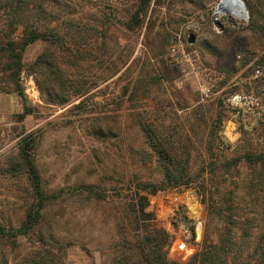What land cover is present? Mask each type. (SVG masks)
Here are the masks:
<instances>
[{
	"label": "rangeland",
	"instance_id": "1",
	"mask_svg": "<svg viewBox=\"0 0 264 264\" xmlns=\"http://www.w3.org/2000/svg\"><path fill=\"white\" fill-rule=\"evenodd\" d=\"M219 1L153 0L142 28L133 32L120 23L110 26L104 56V47L96 36L75 49L70 58L60 57L62 70L58 68L59 75H52V94L42 90L48 77L28 69L47 48L41 41L30 45L25 53L28 70L20 75L23 97L0 70V221L19 224L30 200L26 175L7 170L21 148L22 138L30 133L37 139L34 156L43 185L50 190H70L81 183L134 173L154 177L159 173L154 156L139 153L150 152L140 129L145 120L169 124L176 135L190 133L194 175L200 171L203 159L209 158L204 143L218 113L223 116L216 139L220 161L264 150V80L255 77V71L243 75L241 68L244 60H250L255 69L264 66V50L252 49L246 54L241 49L245 34L224 32L223 26L243 27L249 17L216 12ZM254 2L257 5V0ZM261 2L264 5V0ZM138 3L139 0H78L68 15L101 27V14L115 13L126 20L127 9H134ZM185 23L192 27L184 31L186 47L199 53L209 71H184L167 60L173 37ZM191 33L196 36L192 44L188 42ZM25 74L34 75L41 102H32L25 93ZM205 83L211 92L203 98L201 87ZM232 92L252 93L256 101L252 107H233L228 102ZM25 105L32 112L23 117ZM226 169L229 168L221 170ZM249 175V167L238 164L226 175L219 171L216 180H207L205 187L214 190V200L204 203L193 189L179 202L173 201L171 208L162 198H154L151 207L157 201L163 206L157 216L172 237L190 238L189 228L194 225L195 241L201 244L208 232L214 243L224 247L225 264H247L254 251L255 233L246 220L256 217L261 209L259 196L247 184ZM217 187L226 195L218 194ZM180 207L188 221L175 218L173 209ZM219 210L235 220L231 239H227ZM115 213L109 202L87 200L77 193L65 195L49 207L46 219L53 224L55 234L72 243L65 250L66 263H111L121 236L122 221ZM6 253L12 260L15 253L9 249Z\"/></svg>",
	"mask_w": 264,
	"mask_h": 264
},
{
	"label": "trees",
	"instance_id": "2",
	"mask_svg": "<svg viewBox=\"0 0 264 264\" xmlns=\"http://www.w3.org/2000/svg\"><path fill=\"white\" fill-rule=\"evenodd\" d=\"M152 1L139 0L134 9H127L126 20L120 19L115 13H103L100 15L102 26L98 27L93 25L92 21L69 17L68 14L78 5V0H0V70L3 78L8 77L15 90L23 97L20 75L27 69L25 53L30 45L41 41L47 44V48L36 57L28 69L39 70L48 77L42 90L44 93H54L52 75L57 74L58 68L61 69L63 61H60V57L70 58L75 49L89 43L96 36L98 42L101 40V47H104V56L107 52L110 26L120 23L125 29L133 32L142 28ZM244 1L249 10L247 24L239 28L229 25L223 28L226 34H245L246 42L241 49L248 54L252 49L264 50V5L261 4L262 0H257V5L254 0ZM166 40L168 41V37ZM117 54L120 58L121 53ZM113 65L115 66L116 62ZM233 68L234 71L237 70L235 66L231 67ZM241 68L243 75L255 71V65H251L250 60H244ZM220 89L221 87L216 88ZM219 101L223 102L222 96H219ZM26 105L23 117L32 112V108ZM216 120L218 124L216 121L213 123L204 143V151L209 158L203 159L202 167L196 175L191 171L192 153L188 144L190 133L186 131L183 135H176L169 124L145 120L141 122L140 129L150 152L141 150L139 153L154 156L159 173L149 178L142 177L139 173L123 175L121 178L108 177L107 181L102 179L81 183L70 190H50L44 187L34 156L37 139L32 133L24 136L18 154L7 170L13 169L15 173L22 172L26 175L31 196L25 204L19 224L0 221V264H68L64 260V254L72 243L57 237L53 224L46 218L53 203L63 200L65 195L75 193L87 200L109 202L122 221L118 251L110 264H225L224 247L222 249L219 244L214 243L208 232L201 244L195 241L194 225L189 228L192 232L190 238L172 237L157 216L163 206L159 201L154 203L155 207H151V204L162 198L164 204L171 208L173 201L179 202L187 191L193 189L202 197L204 203L208 199L214 200V190L205 187L207 180H216L219 171L226 175L229 169L242 163L249 167L247 184L253 189L252 192L259 196L261 208L256 217L246 220L255 233L254 251L247 264H264V193L260 192L264 190V150L247 151L239 157L220 161L216 154V139L223 120L221 113H218ZM224 167L229 168L228 171H222ZM217 193L226 195V191L219 187ZM211 206L215 207L213 203ZM173 212L177 221H188L183 208L173 209ZM218 212L225 221L227 239H231V224L235 220L233 216L224 214L223 210ZM7 249L15 253L12 260L6 253Z\"/></svg>",
	"mask_w": 264,
	"mask_h": 264
},
{
	"label": "built area",
	"instance_id": "3",
	"mask_svg": "<svg viewBox=\"0 0 264 264\" xmlns=\"http://www.w3.org/2000/svg\"><path fill=\"white\" fill-rule=\"evenodd\" d=\"M216 12H220L216 9ZM191 24L185 23L181 31L175 33L172 43L169 48L167 55V60L171 65L182 68L184 71H209L201 61V57L196 50L187 49V41L184 38V31L191 30ZM191 69V70H190ZM255 77H260L264 80V66H259L255 69ZM25 81V93L32 100V102H41V95L38 89L37 83L35 81L34 75L25 74L23 75ZM201 92L203 98L208 96L211 92V87L209 84L205 83L201 87ZM256 97L251 94L246 93H234L228 98V102L233 107H252Z\"/></svg>",
	"mask_w": 264,
	"mask_h": 264
},
{
	"label": "water",
	"instance_id": "4",
	"mask_svg": "<svg viewBox=\"0 0 264 264\" xmlns=\"http://www.w3.org/2000/svg\"><path fill=\"white\" fill-rule=\"evenodd\" d=\"M220 12L234 13L238 17H249V11L244 0H220L216 7ZM196 36L191 33L188 37L189 43H195Z\"/></svg>",
	"mask_w": 264,
	"mask_h": 264
}]
</instances>
